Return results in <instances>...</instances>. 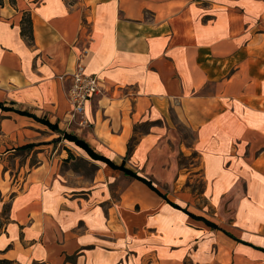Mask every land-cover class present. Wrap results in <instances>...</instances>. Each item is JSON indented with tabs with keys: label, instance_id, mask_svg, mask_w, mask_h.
I'll return each instance as SVG.
<instances>
[{
	"label": "crops",
	"instance_id": "1",
	"mask_svg": "<svg viewBox=\"0 0 264 264\" xmlns=\"http://www.w3.org/2000/svg\"><path fill=\"white\" fill-rule=\"evenodd\" d=\"M79 60L104 87L85 126ZM0 103V259L264 264V0H0Z\"/></svg>",
	"mask_w": 264,
	"mask_h": 264
},
{
	"label": "built area",
	"instance_id": "2",
	"mask_svg": "<svg viewBox=\"0 0 264 264\" xmlns=\"http://www.w3.org/2000/svg\"><path fill=\"white\" fill-rule=\"evenodd\" d=\"M70 81L71 84L67 90V97L72 105L69 123L73 124L77 121L78 125L85 126L88 124L85 117L86 104L92 97L102 94L104 87L98 75H90L86 72L82 60L76 64Z\"/></svg>",
	"mask_w": 264,
	"mask_h": 264
},
{
	"label": "rangeland",
	"instance_id": "3",
	"mask_svg": "<svg viewBox=\"0 0 264 264\" xmlns=\"http://www.w3.org/2000/svg\"><path fill=\"white\" fill-rule=\"evenodd\" d=\"M52 130V129H51ZM177 134H178V139H177V144L181 141H184L186 145H189L192 141H193V134L188 131L187 129L185 128H182V127H178L177 128ZM176 141V140H175ZM174 149L175 151H173L170 155V157L168 158V160H171L172 162H174L177 166H190L191 164L193 163H196L198 160V155H194V154H190L189 151H187L186 149L183 148V150H178L176 149V146H174ZM29 160H30V165H35L37 163V160H36V157H35V154L32 155L31 152H29ZM124 166V165H122ZM114 169V168H113ZM127 169V168H126ZM117 170V169H115ZM129 171L137 174L136 172L132 171L131 169H128ZM120 171V170H119ZM122 172V171H121ZM148 171L145 170V168H142V170L140 171L141 175L143 176L142 178L148 180V179H151L152 180V177L153 175L151 174H148L147 173ZM123 173V172H122ZM126 175V174H124ZM128 176V175H126ZM141 177V176H140ZM150 181V180H148ZM151 182V181H150ZM152 183V182H151ZM3 185V184H2ZM153 185V184H152ZM154 186V185H153ZM150 188V187H149ZM154 188L156 189L155 192H159L157 190V188L154 186ZM202 186L201 184H198V183H194L190 186V191H194L196 189L198 190H201ZM159 189L162 190V193H166V194H170V190H168V187L167 186H159ZM154 191V190H153ZM5 192H7V189H5ZM161 194V193H160ZM165 197V196H164ZM170 202V201H169ZM174 207H178V205H176L175 203L173 202H170ZM7 222V217H6V212L4 211L3 213H1V216H0V232L3 231L4 229V226Z\"/></svg>",
	"mask_w": 264,
	"mask_h": 264
},
{
	"label": "trees",
	"instance_id": "4",
	"mask_svg": "<svg viewBox=\"0 0 264 264\" xmlns=\"http://www.w3.org/2000/svg\"><path fill=\"white\" fill-rule=\"evenodd\" d=\"M22 36L25 37L26 39H29L30 41L33 39V33H32V27L31 25L25 27H22ZM0 108H3V105L0 103ZM44 124H46L48 127H50V129L52 130H56L57 127L56 125H52L51 123H49L48 121L43 120L42 121ZM65 139L74 142L77 146L83 148L84 150L87 151V153L90 155L91 158H93L94 160H98V161H102L107 163L108 165H110L112 168L117 169L122 171L124 174L135 178L141 182H143L144 184H146L148 187H150L152 190L156 191V189L154 188V186L152 185V183L140 176H138L137 174L129 171L128 169H126L124 166H117L115 165L111 160H109L108 158L99 155L97 153H95L93 151V149L90 147V145H88V143H86L85 141H83L82 139L78 138L75 135L72 134H65ZM1 216V214H0ZM0 264H14L12 261H9L7 259H0Z\"/></svg>",
	"mask_w": 264,
	"mask_h": 264
}]
</instances>
